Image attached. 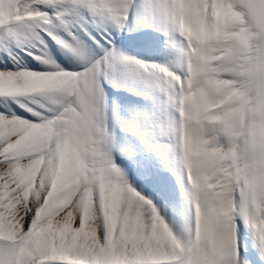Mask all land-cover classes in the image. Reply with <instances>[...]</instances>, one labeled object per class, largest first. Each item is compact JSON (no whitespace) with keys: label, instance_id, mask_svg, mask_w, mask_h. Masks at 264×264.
<instances>
[{"label":"snow or ice","instance_id":"obj_1","mask_svg":"<svg viewBox=\"0 0 264 264\" xmlns=\"http://www.w3.org/2000/svg\"><path fill=\"white\" fill-rule=\"evenodd\" d=\"M142 29L159 61L109 38ZM246 255L264 261V0H0V264Z\"/></svg>","mask_w":264,"mask_h":264},{"label":"bare ground","instance_id":"obj_2","mask_svg":"<svg viewBox=\"0 0 264 264\" xmlns=\"http://www.w3.org/2000/svg\"><path fill=\"white\" fill-rule=\"evenodd\" d=\"M92 30V29H90ZM142 33L148 34L152 37L157 38L158 42L161 40V36L159 33H154L151 31V29H142ZM141 32H132V31H124L120 33L113 32V36L109 37L110 39H113V42L121 48L123 51L131 54L139 56L145 60H157L159 61L161 59V56L159 53V47L157 43H154L151 40H145L143 42H136L130 39L131 37H135L141 34ZM95 35V31L93 32ZM99 39L100 37L97 36ZM49 47L52 49L53 55L55 58L60 62L64 67L70 66V63H74V61L71 60V57L68 56L66 53L61 51L60 49L56 48L53 44H49ZM30 60V58H28ZM35 63V62H32ZM30 66H32L30 64ZM105 90L110 96L118 95L117 98L120 99V104L125 103H134L140 101L141 98L134 97L130 93L125 92L123 89L118 88H112L109 85H105ZM172 212V211H171Z\"/></svg>","mask_w":264,"mask_h":264},{"label":"rangeland","instance_id":"obj_3","mask_svg":"<svg viewBox=\"0 0 264 264\" xmlns=\"http://www.w3.org/2000/svg\"><path fill=\"white\" fill-rule=\"evenodd\" d=\"M117 96L118 95H114L113 94V96H110V97L116 98L118 100V102L120 103V101H119L120 99H118ZM134 103H136V102H134ZM129 104H131V103H129ZM137 187L139 188L138 185H137ZM143 194L145 196L149 195L147 191H144ZM185 210H187V205H185ZM161 212H162V215H164L166 218H173V213L168 208L161 209ZM245 232H246V230L242 229L241 232H240V236H241V239H242V242H243L242 243V251L247 252L250 241H249V238L246 236ZM244 258L247 261V264H264V261H260L259 258L255 257V256H253L252 259H249V257L246 255Z\"/></svg>","mask_w":264,"mask_h":264}]
</instances>
